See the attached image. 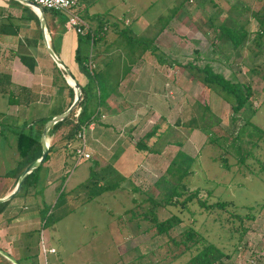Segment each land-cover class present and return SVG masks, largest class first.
<instances>
[{"label":"rangeland","instance_id":"1","mask_svg":"<svg viewBox=\"0 0 264 264\" xmlns=\"http://www.w3.org/2000/svg\"><path fill=\"white\" fill-rule=\"evenodd\" d=\"M182 1L79 0L75 9L79 16L91 29L102 28L99 35L103 38L95 46L101 54L97 61L90 63L92 68L109 60L117 65L115 69L120 73L123 60L129 63L128 57L132 55L137 59L141 53L138 41H152V46L156 47L154 53L151 48L144 52L141 65H147L151 72L160 69L161 78L156 81H161V87L153 90V86L147 85L149 90H145L155 99L136 91V101H133L131 91L123 87L120 96L115 95L112 100L115 109H121L125 100H129L135 102L134 106L139 111L136 122L125 123L115 132L128 143L130 138L136 142L159 125L156 135L146 141L158 152L137 151L133 145L122 152L115 148L114 156L101 153L98 158L94 149L92 153L88 151L90 158L78 161L74 149L81 145L80 139L76 138L67 145L65 140L60 139L61 131L48 137L54 149L60 145L62 153L60 157L56 156L53 168L57 163L62 165V175L48 171V178L42 179L45 172L42 166L38 191L34 193V189H23L11 199L16 207H21L15 225L29 220L28 224H21L19 232L15 230L20 245L18 250L23 256L21 264H27V258H32L36 264H165V259L167 264H183L190 257L188 252L174 258L179 249L167 242L166 236L156 234L153 227L146 231L150 224L142 218L133 219L128 211L135 208L141 213L149 205L144 201L146 198L160 201L165 197L168 188L165 181L171 180L165 173L166 168L178 149L194 158L192 172L184 179L186 191L179 200L199 189L198 198L205 199L207 203L221 200L232 204L225 210L215 208L205 211L194 198L184 207L179 204L158 206L155 210L160 219L176 215L181 220L170 230V237H179L183 229L192 225L207 240L230 253L229 258L223 259V264H264V207H260L264 203V136L245 164L238 163L229 142L242 126L244 115L253 109L251 122L264 132V34L256 40L259 26L252 16V13L264 12V0H187L170 18L171 9ZM210 17L214 18V26H218L223 19L229 24L245 23L248 30L246 41L238 47L224 40L218 41L214 38L215 31L209 27ZM67 19V12L57 11L49 21L52 20L56 30L64 26ZM55 30L53 34L56 36ZM69 33L73 37L77 35L74 30ZM130 40L133 41L132 47ZM196 50L202 54L199 65L210 62L213 69L225 77L246 82L252 87L253 96L238 114L236 122L231 120L230 104L194 81L181 66L196 59ZM215 54L220 56V60L212 58ZM156 58L166 63L160 66ZM176 61L181 65H175ZM139 74V71L135 72L133 77ZM157 99L158 103L155 102ZM57 102L55 97L48 106L37 105L35 114L40 111L41 115H51L59 109ZM202 105L209 107L219 123L208 132L188 130L186 126L190 118L199 116ZM17 110V113L25 112L24 107ZM18 123V128L27 127L23 119H19ZM95 126L94 120L93 129ZM8 129L7 124L0 123V194L3 182L8 178L13 177L12 190L16 185L11 170L16 167L19 156L15 134ZM159 133L163 134L161 140H167L166 143L154 142ZM209 138H214L215 142H210ZM174 140L182 141L183 145L172 143ZM87 141L89 143L88 130ZM241 145L249 146L247 135L243 136ZM222 156L231 165L229 169L222 167ZM97 158L98 164L94 169L107 164L115 169L106 180L115 181L117 176L124 178L119 187L94 194L88 199L86 196L92 191L83 184L89 176L91 161ZM47 179L56 181L54 186H58L55 189L47 186ZM42 181L44 184L40 185ZM139 203L143 206L139 207ZM248 207L255 208L254 219L244 220L243 226L248 227L240 237L242 226L233 214L245 216ZM42 244L46 248L45 253ZM50 246L56 252H50ZM127 246H130L129 252L125 251Z\"/></svg>","mask_w":264,"mask_h":264},{"label":"trees","instance_id":"2","mask_svg":"<svg viewBox=\"0 0 264 264\" xmlns=\"http://www.w3.org/2000/svg\"><path fill=\"white\" fill-rule=\"evenodd\" d=\"M185 1L187 0H183L176 7H173L171 9V13L169 14L170 18L177 14ZM29 13L30 18L34 19L36 23L35 34L36 36L41 37L39 18L30 9ZM55 14L56 11L46 8L44 9L46 27L51 38V48L58 55L60 39L52 34V28H50L49 21V19L52 18V16ZM252 16L257 20V24L259 26L256 32V40H258L264 34V12L259 14L252 13ZM208 21L209 27H212L215 31L214 38H216L218 41L224 40L229 42L231 45L238 47L242 45L244 41H246V37H248V30L245 23L234 22L232 24H229L225 19H223L218 26H214V18L210 17L208 18ZM100 29L102 28L100 27L99 30L90 29V31L85 34L77 33V44L74 50V60L77 64L78 70L87 77V81L84 85L79 84L81 90V98L76 107L63 120L58 121L53 126H51L46 134L47 137H50L61 131L60 139L65 140V144L67 145H70V142L76 139V134L81 129V127L88 125L97 117V115H100V109L107 107L110 98L118 94L117 89L120 82L128 74L133 63L137 60L135 57L133 58L132 55V57H128L130 61L129 63H126V59L123 60V64L120 65L122 69L120 73L115 69L117 65H113L115 63H112L113 61L111 62L109 60L104 61L102 64L97 63L95 64V68H92L90 66V63L94 60L97 61L99 55L101 54V51L95 48V46H97L103 38L101 35H99ZM132 40H130L131 44L133 42ZM143 43L144 41L137 42L138 47L141 49V53H144L150 48L152 53L156 51V47L152 46V41L145 42L148 44ZM211 44L213 45V42H211ZM132 46L133 44L131 45V47ZM18 49L19 53L29 51L22 43L18 44ZM195 53L196 59H192L183 65L178 63V65H181L183 68H185L191 75V77L194 78V81L200 82L208 90H212L225 102L230 104L231 111L233 113L231 120L233 122H236L238 120V114L246 108V106L249 104L250 98L253 96L252 87L246 82L225 77L221 72L215 71L210 62L199 65V57L202 54L197 50L195 51ZM140 54H138V57L140 56ZM212 58L220 60V56H218V54H215V56ZM20 59L27 66V69L29 71L33 70V62H29V58H27V60L25 56L21 55ZM157 60L161 64L163 63V61H161L160 59L157 58ZM222 60L223 59H221V61ZM164 63L166 62L164 61ZM1 77L5 78L8 81L9 77L7 75L3 74L1 75ZM52 77V84L54 87H57L59 90L67 89L69 91V101L65 109L63 110L65 111L73 101V88L67 83L64 76V71L60 69L55 64V62L53 66ZM0 92L7 97L8 105L25 106L36 100L35 93L33 94L29 89H25V87H21L16 92L7 91L4 89L0 90ZM78 110L79 112L75 116ZM253 113L254 109L250 110L248 114L242 113L243 115L245 114L243 124L235 134V136L232 139L230 138L229 140L230 146L234 150V155L236 156L237 161L240 164H245L246 160L249 157L253 156V149L257 146L258 142L264 136L263 130H261L251 122ZM51 117H53V114L47 117L35 119L32 124L24 128H19L16 132V147L19 160L16 167L11 170L12 176L14 175L16 182L24 168L34 160L40 158L42 153V146L40 143L41 132L44 124ZM219 121L220 120H218L212 114L208 106L202 105L201 113L199 114V116L191 117L188 122V126L186 127L190 131L199 129L201 131L208 132L215 124H218ZM158 129L159 125H155L151 130L146 132L143 138H140L138 141H136L134 144L135 150H146L150 153L158 152V150H155L154 148L152 149L151 146H148L146 142L156 135ZM244 135H247L248 138L249 146L247 148L241 145V141L243 140ZM155 138L156 139L154 140V142L157 143H165L167 141L165 140L163 142V140H161V138H163L162 133L157 134ZM209 141L215 142L214 138H209ZM172 143H175L178 146L183 145V142L180 140H174ZM53 147V144H50L49 153L46 157L45 162L49 159L50 152L53 150ZM220 159L222 167L229 169L231 165L227 162V158L225 156H222ZM193 162L194 158L192 156H190L183 150L178 149L166 168L165 173L166 175L171 177V180L165 181L168 186V188H166L167 193L165 197L160 201L154 200L151 197L146 198V200L144 201H146L149 205L144 207V211L141 213H139L135 208H131L128 211L132 213L133 219L142 218L144 221L150 224L146 228V231L153 227L156 231V234L166 236L167 242H171L175 248L179 249V252L174 255V258L184 254L185 252H188L190 254V257L184 264H223V259L229 258L230 253L224 251L216 244L207 240V238L203 236L192 225L183 229L179 233V237H170V230H172L181 221L180 218L176 215H171L165 219H160L155 210L158 206L164 205L179 204L184 207V205L188 201H192L194 198H196L199 205L203 207L205 211L213 210L215 208L225 210L228 205L232 204V202L221 200H218L214 203H207L205 199L201 200L200 198H198L199 189L187 193L182 200H179V197L183 196L186 191L184 179L192 172L191 166ZM97 164V160L91 161V170L89 176L85 180V184H83L84 187L90 188V191H92L91 194H88L86 196V198L88 199H91L94 194L119 187L124 178L121 176H117V180L115 181L106 180L107 177L111 176V174L115 172V169L111 168L109 164H107L106 166L96 170L94 169V167ZM42 166L43 164L33 169L26 175L21 190L25 189L27 191L34 189V193L38 191L37 186L41 178L39 172ZM61 195L62 192L60 193V196ZM174 197H177L178 199H175ZM10 200L11 198L0 203V214L4 211L6 205ZM138 206L142 207L143 205L139 203ZM260 207L263 208L264 203H262ZM254 209V207H248V212L245 216H241L238 213L233 214V217L235 219H238L241 223L240 225L242 226L240 237H242L248 227V225L243 226L244 220L254 219ZM180 247H182V249H180ZM0 264L12 263L0 254Z\"/></svg>","mask_w":264,"mask_h":264},{"label":"crops","instance_id":"3","mask_svg":"<svg viewBox=\"0 0 264 264\" xmlns=\"http://www.w3.org/2000/svg\"><path fill=\"white\" fill-rule=\"evenodd\" d=\"M28 8L38 17V12L35 10V8L23 1L0 0V90L4 89L7 91L16 92L21 87H25V89H29L33 94L35 93L36 95V100L29 103L28 105H8L7 97L0 92V123L7 124L9 128L8 130L11 129V131H13L15 134V137L16 132L19 129V119H23L26 125L29 126L35 119H38L36 118L37 116H46L41 115L40 111H38V114H35L36 111H34V109L37 110V105H40L41 107L48 106L52 102L53 98H58L57 104L59 105V109L62 108V110L58 109L53 111L52 114L55 116L63 112L69 101V91L67 89L59 90L52 84L54 61L45 48L42 36L39 37L35 34L36 23L34 19L30 18ZM54 23L58 24L55 20ZM58 25L60 26V24ZM60 27L61 28L58 27L59 29L57 28L55 30V26L52 25V20L50 21L52 34L55 30V33H57L56 36L60 39L59 51L58 55H56L70 70V73L74 76L75 80L79 84L84 85L87 81V77L78 70L77 64L74 60V50L77 44V35L75 37L71 36L69 32L73 30L66 29L65 24L64 26ZM62 29L65 30L64 33L61 32ZM47 33L49 35L48 30ZM20 43H22L29 51L19 53L18 44ZM21 55L25 56L26 59L29 58V62H33L32 71H29L27 67L22 64L23 62L20 59ZM143 57H145V53H142V55L137 58L128 74L122 79V82L119 84L117 89V96H120L121 88L126 87L128 91H131L132 100L134 101V96L137 94L136 91L141 92L142 95L144 94V96L147 97L148 91H145L149 90L147 85H149V87L153 86V90L161 87V81H156L158 77L161 78V74L159 73L160 69H153L151 72V69H147V65H143L141 67L144 60ZM158 63L161 66L159 61ZM175 63L174 64L178 66V61ZM162 64H165L164 61ZM169 65L172 66L170 63ZM138 71L140 73L139 76L133 77L134 73H138ZM3 74L9 77L8 81L1 77ZM149 97H151L152 100L154 98L152 95ZM112 99L113 97L108 101L107 107L100 109V115H97V117L94 119L96 126L93 130L89 131V143L87 141V151L92 153L91 151H94L95 149V155H97L98 158L101 153L109 157L114 156L115 148L122 152L123 150L127 151L135 144L132 138H130L131 142L128 143L127 139L123 140L124 137L119 136V134L115 132L119 130L118 128L123 127V124L125 123L136 122L135 117L139 111L136 110L137 108L134 106L135 102L125 100V106L122 105L121 109H115L113 107L114 100ZM152 100L151 103H153ZM158 101V99L155 100L156 103H158ZM19 107L25 108V112H23V114H21L22 112H16L18 111L17 109ZM151 107H153V105ZM46 138L48 139L47 136ZM59 147L56 149L53 148V150L50 152L49 159L43 163L45 172H43L44 177L42 179L46 180V178H48V171L53 174L58 173L59 176L62 175V171L64 169L62 165L57 163L58 165L56 168H53V163H56V156L60 157V153H62L60 152ZM63 161L64 160L62 159V162ZM43 181L40 185L44 184ZM55 182L56 181H50L47 179L45 184L47 186H53L55 189L58 186H54ZM12 186L13 177L8 178V180L3 182V192L0 194V198L8 195L12 191ZM20 208V206L16 207V205L10 200L4 211L0 214V248L9 252L19 261L23 259V256H20L22 251L18 250L20 245L18 243V234L15 233V230L19 232V227L22 226L21 224H28L27 222H29V220L26 219L22 223L15 225V220H17L20 213L18 212V209ZM50 247L54 248L53 246ZM125 249L126 252H129L130 246H127ZM27 261V264H36V262L32 261V258H27ZM163 263L167 264L168 260H163Z\"/></svg>","mask_w":264,"mask_h":264},{"label":"water","instance_id":"4","mask_svg":"<svg viewBox=\"0 0 264 264\" xmlns=\"http://www.w3.org/2000/svg\"><path fill=\"white\" fill-rule=\"evenodd\" d=\"M20 1H23V2L27 3L28 5L32 6L33 8L38 9L40 32H41V36H42L45 48H46L48 54L53 59V61L55 62V64L60 69H62L64 71V76H65L67 83L73 88L74 98H73V101L70 104V106L65 111L51 117L49 120L46 121V123L43 126L41 136H40V143L42 146V153H41L40 158L34 160L33 162H31L30 164H28L24 168V170L22 171V173L18 177V180H17L16 185L13 188V190L8 195L0 198V203L12 198L13 196H15L21 190V187H22V184H23V181H24L26 175L28 173H30L33 169L37 168L38 166L42 165L45 162L46 157L49 153V146H50V144L46 138V134H47L48 130L55 123L63 120L76 107V105L78 104V102L81 98V90L79 87V83L73 78V76L70 73V70L64 65V63L58 58L56 53L51 48L50 38H49V35L47 33L46 20L44 17V8L39 7L38 5H36L35 3H33L30 0H20ZM69 79L72 80V83L69 81ZM0 254L2 256H4L7 260H9L12 264H21L9 252L5 251L2 248H0Z\"/></svg>","mask_w":264,"mask_h":264},{"label":"built area","instance_id":"5","mask_svg":"<svg viewBox=\"0 0 264 264\" xmlns=\"http://www.w3.org/2000/svg\"><path fill=\"white\" fill-rule=\"evenodd\" d=\"M41 8H46L53 11H63L67 12L68 19L65 23L66 29L74 30L79 34H85L90 31V25L83 20L78 12L75 11L76 6L79 0H30ZM79 110L76 112L75 116L78 114ZM94 120L91 121L88 125L82 126L81 129L76 134V138L81 140V145L74 149V153L77 157V160H87L90 158V153L87 151L86 143V131L93 129ZM42 251L45 253L46 248L42 244ZM50 252H54L55 249H49Z\"/></svg>","mask_w":264,"mask_h":264},{"label":"bare ground","instance_id":"6","mask_svg":"<svg viewBox=\"0 0 264 264\" xmlns=\"http://www.w3.org/2000/svg\"><path fill=\"white\" fill-rule=\"evenodd\" d=\"M35 10L38 12V9L35 8ZM69 81L72 83V80L69 79Z\"/></svg>","mask_w":264,"mask_h":264}]
</instances>
